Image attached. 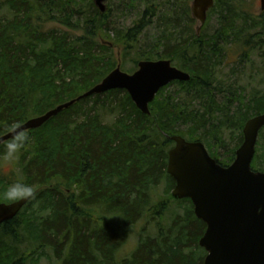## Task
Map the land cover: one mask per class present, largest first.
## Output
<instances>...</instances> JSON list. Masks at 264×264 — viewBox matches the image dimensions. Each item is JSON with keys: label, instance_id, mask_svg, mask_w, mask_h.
I'll return each mask as SVG.
<instances>
[{"label": "trees", "instance_id": "obj_1", "mask_svg": "<svg viewBox=\"0 0 264 264\" xmlns=\"http://www.w3.org/2000/svg\"><path fill=\"white\" fill-rule=\"evenodd\" d=\"M139 1L145 9L125 29L109 21L110 7L100 13L92 0H0V9H9L10 17L0 19V136L6 134V125L22 122L30 113L43 115L89 91L116 67L112 48L121 46L125 61L138 37L155 22L159 42L136 56L133 69L138 61L165 56L190 75L187 82L161 89L150 103L149 115L137 110L125 91L113 90L62 111L44 124L45 132L28 131L36 135L30 151L25 148L17 160L20 172L11 179L0 173V182L34 185L35 199L27 206L37 203L48 214L39 223L23 218L20 223V211L0 226V264H29L36 251L41 257L45 249L59 264L203 263L205 252L198 241L206 226L196 219L188 199L170 194L175 182L166 173L165 146L173 144L169 137L179 135L203 142L220 165L233 162L243 142L244 124L264 112V17L245 16L232 10L242 5L231 8L230 0H216L208 17L222 10L220 24L212 32L203 25L197 34L186 0H163L169 9L160 15L155 0ZM49 23L82 33L73 37L57 29L45 31ZM111 30L114 44L100 43L98 34L108 37L105 32ZM235 47L239 52L232 61L229 51ZM250 55L261 62L259 70L252 66L261 90L246 93L239 82L241 71L238 75L233 71L253 64ZM227 67L231 68L226 75ZM174 85L173 95L159 99ZM97 108L116 120L104 126ZM179 121L189 128L175 131L172 124ZM49 129L54 131L48 133ZM257 142L264 150V128ZM219 150L226 152L220 155ZM3 152L4 143L0 158ZM260 156L255 150L254 171H264L258 169L264 166ZM163 181L167 198L151 204V190ZM67 187L77 194L66 193ZM168 198L183 206V213H176L167 226L159 221L154 236L141 234L135 251L118 258L116 253L139 220L150 214L164 221ZM21 224L26 239L36 245L33 253L20 249Z\"/></svg>", "mask_w": 264, "mask_h": 264}, {"label": "water", "instance_id": "obj_2", "mask_svg": "<svg viewBox=\"0 0 264 264\" xmlns=\"http://www.w3.org/2000/svg\"><path fill=\"white\" fill-rule=\"evenodd\" d=\"M105 1L93 0L100 13L107 9ZM212 7L213 0H193L192 16L202 25ZM189 80L188 73L168 60L140 61L131 75L118 65L89 91L21 125L27 131L39 129L80 100L113 90L125 91L137 110L149 115V104L161 89ZM263 128L264 112L246 121L243 142L227 167L212 159L201 142L170 137L174 146L168 152L166 172L175 182L172 197L190 200L196 219L206 226L198 241L206 253L202 264H264V211H260L264 207V172L251 168ZM9 138L10 133L0 136V145ZM29 201L0 203V225L15 218Z\"/></svg>", "mask_w": 264, "mask_h": 264}, {"label": "rangeland", "instance_id": "obj_3", "mask_svg": "<svg viewBox=\"0 0 264 264\" xmlns=\"http://www.w3.org/2000/svg\"><path fill=\"white\" fill-rule=\"evenodd\" d=\"M233 1H236L237 3H241V5L247 9L249 7H251L253 12H255V13H257L259 11V6H260L259 0H256V4H255V0H250L248 2H247V0H230L229 1L230 6L232 5V7H237L236 6L237 3H234ZM92 2H93V0H92ZM161 2H163V0H155V6L157 9V13L159 15L161 14V12H164V11L167 12L169 9L168 6H165V4L163 5V3H161ZM192 2H193V0H186L185 1L186 6H188V9H189V15L190 16H191L190 10H191V6H192ZM105 5H106V8L110 7V9H111L110 14H109V18H108L109 21L113 22V23L115 22L118 27H123L125 29L129 28L133 24L134 20H136L138 18L139 14H141L145 9V5L142 4L139 0H134L133 2L130 0H106ZM220 11H222V10H218L217 12H214L208 18L206 24H204L205 28L208 31L212 32L213 29L216 28L220 24V21H221V18L219 15ZM8 12H9V9L7 10L6 8H4V9L1 8L0 9V19H7L8 14H9ZM8 19H10V17ZM156 19H157V17H156ZM156 26H157V22H155V25H152V27L146 28L142 32V34L138 37L137 43L134 45V47L132 49L133 51L131 52L130 56L125 59V61L121 58V51H122L121 46H114L112 48V52H113V55H114V57L116 59V63H117L116 67L119 65L120 70L122 72L130 74V75L133 74L138 69V64H137L136 68L133 69L134 62H136V60H137L136 56L142 55L144 52L151 49L150 48L151 46H153L154 44H157L159 42L160 31L158 30V28ZM195 26H196V21L193 24L194 29L196 28ZM197 26H198V24H197ZM52 29L53 30L57 29L60 32H67V34L69 36H73V37H77V36L81 35V33H82L78 29L66 30L65 28L58 26L54 23H49V24L44 25L45 31L52 30ZM105 33H107V35L109 34L110 36L106 37L102 33H99L98 34V41L99 42L101 41L104 44H106V43H113L114 44V42H113V36H114L113 31L111 30L110 32H105ZM164 42L165 41H162V43H164ZM235 51H236V53L239 52V48L235 47V48L230 49V51H229V54L232 55V61H234L235 57H236ZM256 56L250 55V59L253 62V64L244 63L243 65H239V67L233 71V73H234L233 75H238L239 72L241 71V75H243V76H240L239 82L244 87L246 93H250L254 89L261 90L259 88V86L257 85V83H259V76H255L257 74L252 72V66L254 68H257V70H259L260 66H261V62L259 61L258 57H256ZM159 60H168L171 62V65L173 67L180 70V68L177 67L176 62L175 61L173 62L168 57L164 56V58H161ZM141 61H158V60H141ZM139 62L140 61H138V63ZM230 68L231 67H227L225 69V71L224 72L222 71V72L227 75V72ZM247 75H253V77L255 79L251 80V78L247 77ZM241 77H243V79ZM232 81H233V79H232ZM178 82H180V81H178ZM262 87H264V85H262ZM176 89H177L176 85L167 89L166 91H164L160 95L159 99H163L169 95H173L175 93ZM158 93H157V95H158ZM157 95L155 96V98L157 97ZM149 109H150V104H149ZM98 112L100 113L99 109H98ZM149 112H150V110H149ZM39 116H41V115H35L34 113H30L28 115V117L20 123L23 124L27 120L32 119V118H36ZM100 119H101V122L103 123L104 126H109V124H112L113 121L116 120L115 117H107L103 113H100ZM172 125H174L175 131H179L181 129L183 131H185V129L189 128V126H187L185 124L183 125V123L181 121L176 122ZM45 126H47V125H43L41 128L34 130V132H36V134L37 133L40 134L41 132L47 131L48 129H47V127L45 128ZM191 127H193V126H191ZM53 131L54 130H50L48 133L53 132ZM242 131H243V129H242ZM34 132L33 133L29 132L31 137H32L31 143L33 142V139L35 137L34 135H36ZM197 132L198 131H196V133ZM6 133H8V132H6ZM174 136H179V135H174ZM154 137H156V136L154 135L151 138H154ZM180 137H182V136H180ZM151 138H149V140ZM164 138L165 137L161 134V137H159V139L161 140L160 142H162L164 140ZM182 138L185 139L186 141H189L187 139V137H182ZM226 138H228L227 135H226ZM190 142H201V141H190ZM201 143L203 144V142H201ZM29 145H31V144H29ZM29 145L26 147V150H28V151H30ZM173 146H174V143L172 145L167 144L165 146V149H167V151L169 152V150ZM225 152H226V150H219L220 155L225 154ZM256 155L258 157H261L260 155H263V157H264V150H263L262 143L259 144V142H257ZM209 156H210V154H209ZM234 159H235V157H234ZM229 165H227V166H229ZM258 167H259L258 169H261V168L264 169V166H258ZM253 168H255V166H253ZM19 172H20V168L18 167L17 160L16 161H6L3 159V157L0 158V173L2 174V176H4V177L6 176V177H9L8 179H11V177H13V174H16ZM258 172H262V171H258ZM7 185L8 184L6 182H4V183L0 182V193L3 192V190L5 189V187ZM71 190H72V192H74L73 193L74 195L77 194V191H74L75 189L73 187H67V190H65V191H67L66 193H70ZM172 190L173 189L170 190L171 195H172ZM151 191H152L151 198H150L151 204L153 202L160 200V199L167 198L166 184L164 183V181L161 182L160 185L157 186L156 188H153V190H151ZM73 194H71L69 198H73ZM0 201H1V203H4V204H10V203L14 202V201H7V200L3 199L2 197H0ZM39 207L40 206L37 203H32L29 206L25 207L21 211V214H20L21 215L19 218L20 223L21 222L24 223L23 220L25 222L28 221V222L39 223V219L45 217L46 214H48V212L45 210H39L40 209ZM183 211H184L183 206L179 205L177 202L170 200L168 198L167 210L163 212V217H162L164 219V221H161V219L158 216H157V218H154V216L150 215V214H148L147 216H144L142 220H139V222H137V224L131 228L127 241L119 249L118 253H116L117 257L118 258L129 257L135 251V249L137 247V243H138V238L141 234L143 236H154L156 234V226H158L157 224L159 221L163 223L162 226H164V225L167 226L169 221L172 219V217L176 213H183ZM102 213H103V215L105 214V212L103 210H102ZM22 218H23V220H22ZM18 234H19L20 239L22 240L21 243L19 244L21 251H23V252L25 251V253H28V252L33 253V251L36 249V245L31 240L26 239L28 234L26 235L25 226H23L22 224H21V227H20ZM36 252L31 257L29 264H59V262H57L55 260L52 251L45 249V254H44V256H41V257L38 256L39 252L38 251H36Z\"/></svg>", "mask_w": 264, "mask_h": 264}, {"label": "clouds", "instance_id": "obj_4", "mask_svg": "<svg viewBox=\"0 0 264 264\" xmlns=\"http://www.w3.org/2000/svg\"><path fill=\"white\" fill-rule=\"evenodd\" d=\"M6 131L10 133V138L4 143L3 159L16 161L23 150L31 143L32 137L20 122H12L6 125ZM35 195L34 185L22 180L9 183L0 193V197L7 201H28L35 199ZM260 211H264V207H261Z\"/></svg>", "mask_w": 264, "mask_h": 264}, {"label": "flooded vegetation", "instance_id": "obj_5", "mask_svg": "<svg viewBox=\"0 0 264 264\" xmlns=\"http://www.w3.org/2000/svg\"><path fill=\"white\" fill-rule=\"evenodd\" d=\"M215 1L216 0H213V7H214V5H215ZM248 1H250V0H247V2ZM234 3H237L236 1H233ZM255 4H256V0H255ZM238 5H240L241 6V3H237L236 4V6H238ZM259 11L257 12V13H255V12H253V10H252V8L251 7H249L248 9L247 8H245L244 6H242V9H232L234 12H242L243 13V15H245V16H252V17H254V18H256V17H258V16H262L261 18H263L264 17V9H262L261 8V0H259ZM212 7V8H213ZM231 8H236V7H232V5L230 6ZM212 8H210L209 10H208V12H207V14H206V20H205V22H204V24H206V22H207V20H208V16H209V12H210V10L212 9ZM190 12H191V16H192V6H191V10H190ZM192 18L196 21V28H195V31H196V33L197 34H199V32H200V30H201V28H202V26L204 25V24H200L199 23V21L198 20H196L193 16H192ZM194 21V22H195ZM197 24H198V26H197ZM262 172H264V171H262ZM27 205H28V203L21 209V211L25 208V207H27ZM5 224V223H4ZM3 225V224H2ZM1 226V225H0Z\"/></svg>", "mask_w": 264, "mask_h": 264}]
</instances>
